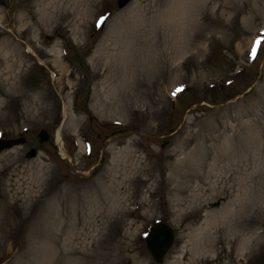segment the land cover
<instances>
[{
	"label": "rangeland",
	"instance_id": "rangeland-1",
	"mask_svg": "<svg viewBox=\"0 0 264 264\" xmlns=\"http://www.w3.org/2000/svg\"><path fill=\"white\" fill-rule=\"evenodd\" d=\"M0 137V264H264V0H0Z\"/></svg>",
	"mask_w": 264,
	"mask_h": 264
},
{
	"label": "water",
	"instance_id": "water-1",
	"mask_svg": "<svg viewBox=\"0 0 264 264\" xmlns=\"http://www.w3.org/2000/svg\"><path fill=\"white\" fill-rule=\"evenodd\" d=\"M128 1L129 0H116L115 3L117 7H122ZM38 137L40 140H45L47 138V134L45 131H40ZM23 140V137L0 139V150L22 143ZM172 239V229L164 222L154 224L146 234L144 238L145 248L155 262H160L162 260L163 255L171 245Z\"/></svg>",
	"mask_w": 264,
	"mask_h": 264
},
{
	"label": "bare ground",
	"instance_id": "bare-ground-1",
	"mask_svg": "<svg viewBox=\"0 0 264 264\" xmlns=\"http://www.w3.org/2000/svg\"><path fill=\"white\" fill-rule=\"evenodd\" d=\"M64 112H65V111H64ZM56 139H57V141L60 142V138H59V132H58V130H57V134H56ZM60 153H61V155H62L63 157H67L66 154L63 153L61 150H60ZM208 214H209V213H208ZM208 214H207V216H206V214L204 215V219H206L205 222H203V226H204V227H206V226L208 227V226H209V223H208V217H209L210 215L208 216ZM206 217H207V218H206ZM204 227L201 228V225H200V227L198 228V232H199V233L206 232L205 229H204ZM242 246H244V244H242Z\"/></svg>",
	"mask_w": 264,
	"mask_h": 264
},
{
	"label": "trees",
	"instance_id": "trees-1",
	"mask_svg": "<svg viewBox=\"0 0 264 264\" xmlns=\"http://www.w3.org/2000/svg\"><path fill=\"white\" fill-rule=\"evenodd\" d=\"M96 34H97V31L92 35L91 39H93L96 36Z\"/></svg>",
	"mask_w": 264,
	"mask_h": 264
}]
</instances>
